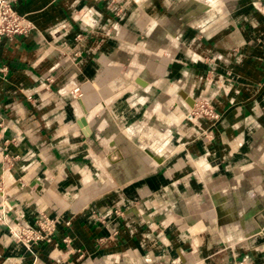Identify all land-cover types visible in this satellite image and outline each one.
I'll use <instances>...</instances> for the list:
<instances>
[{"label": "crops", "instance_id": "0c3cea01", "mask_svg": "<svg viewBox=\"0 0 264 264\" xmlns=\"http://www.w3.org/2000/svg\"><path fill=\"white\" fill-rule=\"evenodd\" d=\"M11 1L0 264H264V0Z\"/></svg>", "mask_w": 264, "mask_h": 264}, {"label": "built area", "instance_id": "2783aa9c", "mask_svg": "<svg viewBox=\"0 0 264 264\" xmlns=\"http://www.w3.org/2000/svg\"><path fill=\"white\" fill-rule=\"evenodd\" d=\"M32 28L33 26L31 22L14 10L11 0H0V38L2 36L11 37L24 34ZM71 91L72 96L76 98L79 93V88L73 87ZM188 115L192 121H195L199 117H208L212 120L219 118V115L215 112L213 106L205 99H195L191 107L188 108ZM4 130H6V126L0 118V133ZM17 157L18 156L15 155V158ZM55 225V219L44 218L38 222L37 227L17 224L10 226L9 230L14 234L16 239L23 242L26 246H30L33 243H38L43 240L50 241L51 236L55 231ZM56 254L54 255V258L57 257ZM238 264L255 263L242 259Z\"/></svg>", "mask_w": 264, "mask_h": 264}]
</instances>
